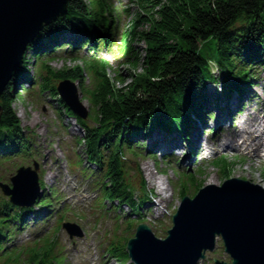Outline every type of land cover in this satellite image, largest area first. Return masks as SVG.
Wrapping results in <instances>:
<instances>
[{
  "label": "trees",
  "instance_id": "1",
  "mask_svg": "<svg viewBox=\"0 0 264 264\" xmlns=\"http://www.w3.org/2000/svg\"><path fill=\"white\" fill-rule=\"evenodd\" d=\"M131 3L141 12L123 27L121 35L119 66L128 68L119 71L118 80L125 82L124 87L119 88L109 79L107 62L97 64L94 56L86 61L98 82L93 89L85 91L92 114L88 120H82L59 99L53 80L81 82L84 69L76 66L54 71L48 61H43L35 77L29 73L26 52L0 98L3 107L0 149L20 147L22 125L13 108L19 85L24 81L39 84L41 91L57 98L59 106L75 117L84 131L78 143H83L87 161L98 169V177L93 182L99 192L97 203L101 198L117 201L119 208L126 205L131 215H136L152 194L144 187L142 176L137 185L140 189L129 179L127 153L141 156L137 151L141 142L134 143V139L145 140L156 130L166 134L181 132L190 138V123L196 119L205 122L210 117L207 112V103L212 100L207 93L209 82L220 84L215 96L218 101L230 99L233 94L240 99L245 95L246 87L253 84L255 70H264V0H168L165 3L131 0ZM114 11L113 0H69L67 14L45 26L27 51L40 57L49 45L58 43L61 34L71 31L80 34L76 43L82 42L95 52L97 45H109L120 27ZM144 25L147 29H142ZM213 40L216 57L206 58L201 48ZM130 71L135 73L130 76L131 82H127L125 72ZM214 165L227 172L232 163L222 156ZM188 177L192 180L191 175ZM186 194L182 187L181 198ZM51 203L52 197L45 194L38 205L51 208V214L55 211ZM30 211L33 208H17L6 199L0 200V264H64L65 247L58 233L66 219V209L58 211L60 215L52 230L43 231L26 242L13 243L27 227ZM128 239L113 235L106 254L120 264L128 262ZM216 252L224 253L221 242Z\"/></svg>",
  "mask_w": 264,
  "mask_h": 264
},
{
  "label": "rangeland",
  "instance_id": "2",
  "mask_svg": "<svg viewBox=\"0 0 264 264\" xmlns=\"http://www.w3.org/2000/svg\"><path fill=\"white\" fill-rule=\"evenodd\" d=\"M163 1L165 3L168 0ZM114 2L118 8L117 14L114 12L113 15L114 17L120 15L119 20L122 26L131 24L135 15L141 12L139 8L131 5L130 0H114ZM126 9L127 12H124ZM147 27L144 25L142 29H147ZM118 30L115 34L116 42L108 49L100 48L102 51H105L106 48L107 53L99 52L98 54L103 60L109 62V67H107L109 79L122 88L125 82L118 80L119 71L128 67L127 65H117L121 56L120 53H117L120 46L119 35L122 33L121 29ZM56 45L54 52H49L51 50L49 48V51L45 50L40 57L27 51L26 60L29 61V73L36 77L37 69L43 61H48L54 71L81 66L85 74L82 81L75 84L81 95V100L89 108L88 118H90L92 108L85 91L93 89L98 80L95 72L90 71L86 63L77 57L79 55L88 57L92 54L88 53L86 48L73 51L60 44ZM201 52L206 58L216 57V42L213 40L204 43ZM125 73L128 76L127 82H131L130 76L135 72ZM254 74L253 84L245 89L243 96L245 105L242 106L238 102L233 108L231 104L236 120L227 119L218 129L229 139H221L217 142L218 131L215 133L213 129L210 131L207 129L201 134L202 139L200 140L206 149L201 154L194 153L193 157L195 158L192 157L191 161L187 162L186 159L182 161L181 157H174V155L171 159L162 157L157 138L162 135L167 136L162 131L156 130L145 140L134 139V143L141 142L140 147L137 148L141 156L137 158L134 154L127 153L130 168L129 179L137 189H140L137 185L140 184L142 176L147 192L152 194L157 191L156 194L153 193L150 196L151 201L144 203L137 215L128 216L131 209L126 205L117 208V201L109 202L101 198L96 204L95 200L99 197V192L93 186V182L98 177V169L87 161L83 143H78V140L83 137L84 131L76 124L75 119L64 114L58 105L57 98L53 99L48 91H41L39 84L36 83L24 81L19 85V92L16 93L19 95L13 103V108L21 121L22 140L16 151H11V149L10 151H0L2 152L0 154L2 156L0 158V181L10 183V178L21 166L33 168L34 163H37L43 172L44 190L52 197L51 206L55 208V211L66 209V220L79 225L84 231L83 238L72 240L64 230H60L58 233L59 240L66 249L63 255L64 264H120L105 252L109 239L115 234L121 235V237H133L139 223L148 224L156 237L166 238L168 229L173 225L172 215L177 211L182 201L180 196L182 187L185 188L186 195L192 198L201 187L222 186L228 179L227 175H230L229 178L248 180L264 189V152L260 151V149H264V132L259 141H251V144L248 142L243 144L242 139L236 141L228 136L233 129L247 128L250 131H259L262 126L264 127V70L258 68ZM54 82L55 84L59 83L56 79L53 80ZM219 85L214 82L207 84V93L212 97L207 106L211 114L216 116L225 109L222 115L227 116L229 114L227 112L231 111L228 102L225 99L217 102L215 98L216 91L220 90ZM232 98L238 99L235 94L232 95ZM239 110H241L240 113ZM248 113L251 114L248 116ZM89 121L92 122L91 119ZM220 123L221 121L218 122V125ZM74 124L79 127V130ZM206 124V127L210 129L217 123L215 119H211ZM260 141L261 143L263 141V144L260 145ZM184 144L189 145L188 141H184ZM225 144H234V150H224ZM187 152L185 151V154ZM221 155L227 157L232 163L227 172L213 164V161ZM186 158L189 159L190 156ZM78 162L80 163L77 165ZM145 168H149L155 178L160 181L159 184L165 188L161 194L162 202H159L158 198V192L161 193L160 186L154 185L155 181L149 178ZM85 174L91 176L87 177ZM190 175L192 180L188 177ZM210 179L216 183H208ZM53 192H56L55 195H52ZM2 199H7V197L0 190V200ZM50 209L46 205L38 206L36 204L34 210L40 211L39 217L38 214L34 215L33 211L29 212L28 225L18 241H25L32 238L34 234L52 230L57 224L60 213L50 216L48 213L51 212ZM116 215H120V218L117 219ZM214 257L228 261L229 256L225 253L208 252L206 259L200 261V264H213ZM123 264H131V261Z\"/></svg>",
  "mask_w": 264,
  "mask_h": 264
},
{
  "label": "water",
  "instance_id": "3",
  "mask_svg": "<svg viewBox=\"0 0 264 264\" xmlns=\"http://www.w3.org/2000/svg\"><path fill=\"white\" fill-rule=\"evenodd\" d=\"M69 0H0V98L13 73L20 67L28 46L48 24L68 12ZM66 106L86 120L89 108L70 79L56 85ZM3 107L0 103V123ZM39 165L20 167L10 184L0 181L2 193L21 207L33 205L42 196ZM173 225L164 239L141 223L126 243L134 264H199L222 240L231 261L214 264H264V189L239 178L222 186L208 185L194 197L185 195L172 215ZM70 238H81L82 229L63 223Z\"/></svg>",
  "mask_w": 264,
  "mask_h": 264
},
{
  "label": "bare ground",
  "instance_id": "4",
  "mask_svg": "<svg viewBox=\"0 0 264 264\" xmlns=\"http://www.w3.org/2000/svg\"><path fill=\"white\" fill-rule=\"evenodd\" d=\"M233 105H235V104H233ZM234 112H230L229 114H227V116H225V118H224V116L222 117V118H220L221 120V122L225 119V121H227V119L229 118V116H232V114H233ZM264 119V118H263ZM223 124H224V122H223ZM223 124H221V127H222V125ZM75 125V124H74ZM200 124H197L196 125V129H194V131H193V133H194V135H195V137H196V142H198V150H201V152L202 151H204L205 149H206V146L202 143V144H200L199 145V140H201L202 139V135H200V131H201V128H202V126H199ZM220 125V124H219ZM76 126V125H75ZM217 127V126H216ZM76 129L77 130H79V127L78 126H76ZM264 132V127L262 126L261 127V129L259 130V131H255V132H250L248 129H241V130H239V129H233L230 133H229V137H231L232 139H236V141L238 140V139H242V143L243 144H247V142H248V144H251V141H259V139H261V134ZM158 138V140L159 141H162L163 139H162V137L161 136H159V137H157ZM221 139H229L227 136H225L224 135V133L223 132H221V131H218L217 132V136H216V140H217V142L219 141V140H221ZM232 143V142H231ZM259 144L261 145L262 143H261V141L259 142ZM166 148L167 147H161L160 148V152H161V154H162V157H164V155L166 154V152L164 153V150L166 151ZM234 144H225L224 145V150H227V151H232V150H234ZM168 153V152H167ZM191 161L192 160V158H191V155H190V158L188 159V158H186V161L188 162V161ZM189 163H191V162H189ZM145 171H146V173L148 174V176H149V178L151 179V180H154L155 182H154V185L156 186V184L158 185V186H160V192L161 193H159L158 192V198H159V202H162L163 201V198H162V195L161 194H163V192H164V190H165V188L162 186V185H160L159 184V180H157L156 178H155V176L152 174V172L150 171V169L149 168H145ZM213 180L212 179H210L209 181H208V183H212V184H215L216 182H212ZM154 194H156L157 193V191L155 192H153ZM151 201V200H150Z\"/></svg>",
  "mask_w": 264,
  "mask_h": 264
}]
</instances>
